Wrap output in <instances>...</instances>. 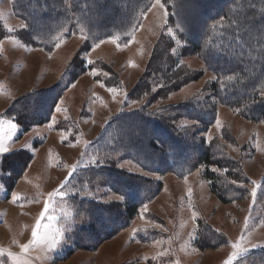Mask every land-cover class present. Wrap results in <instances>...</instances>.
Segmentation results:
<instances>
[{"label":"rangeland","instance_id":"1","mask_svg":"<svg viewBox=\"0 0 264 264\" xmlns=\"http://www.w3.org/2000/svg\"><path fill=\"white\" fill-rule=\"evenodd\" d=\"M183 1L151 0L110 36L53 1L64 23L38 36L0 0V119L17 125L0 153V264H14L9 252L28 264H224L241 237L249 251L234 264H264V82L254 102L231 104L229 77L187 36L185 20L204 14ZM154 136L187 150L157 168ZM124 176L143 189L136 207ZM45 224L56 245L30 244Z\"/></svg>","mask_w":264,"mask_h":264},{"label":"trees","instance_id":"2","mask_svg":"<svg viewBox=\"0 0 264 264\" xmlns=\"http://www.w3.org/2000/svg\"><path fill=\"white\" fill-rule=\"evenodd\" d=\"M53 1L58 4L60 2V0H14L13 5L19 16L26 22L32 21L35 24L30 28L35 30L38 36H45L49 33L50 26L57 22L56 28L64 23L57 15L62 14L61 11L56 12L55 8L50 10ZM70 1L73 3L72 9L76 13L74 17L77 22L92 34L100 36H110L118 31L130 29L151 2V0ZM184 2L189 8L186 9L187 12L192 8L195 15L204 14V22L199 19L197 25L191 26V21L185 18L187 36L195 49L205 47L208 52L207 61L212 65V70L221 76L229 77L232 92L224 91L228 101L233 105L254 102V95L264 82V0H184ZM35 16L37 20H34ZM213 21L218 24L210 27L209 24ZM192 34L198 37L197 42L192 39ZM219 88L228 87L222 82ZM15 104L17 105L18 102ZM202 112L198 113L200 119L209 121L208 114L203 110ZM254 112L255 116L264 117V103L257 104ZM143 121L153 129L164 130L168 134L169 141L176 135L157 118L148 117ZM154 139L166 149L164 153L146 155L153 157L152 160L157 164L155 166L157 168H163L168 159L175 158L180 152L187 150L185 146L179 145V142H175L173 148L167 149L169 141L159 136H154ZM190 156L188 152L187 158ZM119 185L128 194L133 207L138 206V192L143 194L142 187L125 176L124 179L119 180Z\"/></svg>","mask_w":264,"mask_h":264},{"label":"snow or ice","instance_id":"3","mask_svg":"<svg viewBox=\"0 0 264 264\" xmlns=\"http://www.w3.org/2000/svg\"><path fill=\"white\" fill-rule=\"evenodd\" d=\"M157 4H159V0H157ZM161 7H163L162 5H160ZM115 42V41H113ZM111 91V90H110ZM59 111V108L57 109ZM5 125H7V128H5ZM217 125L219 126V121H217ZM17 130V125L11 121H5L3 119H0V153H5L6 151H8V149H6L4 147V141L5 139H10L11 135L15 133V131ZM57 194H62L59 192V190H57L54 193H50L49 195H57ZM253 197H255L256 195V189H253L252 192ZM116 199L118 200H122V197H117ZM48 208V204L45 203V210L44 212L47 211ZM44 212H42L40 215L43 216ZM55 219V217H49V220H53ZM37 229L40 228V224L39 222L37 223ZM44 231L42 233H39L37 230H33L32 232V237L34 238L33 241L30 242L31 243H38L41 241L47 242L49 243L50 247H54L56 245V238L55 236L51 235V225L50 224H45L43 225ZM243 240V237L240 238V241L233 243L232 247L234 249V251H232V253L228 256L227 260L224 262V264H234V261H237V259L239 257H241L244 253L248 252L249 249L248 248H243L241 246V241ZM259 245H252V247H258ZM25 249H27V247H29V245H25L23 246ZM5 250L4 249H0V254H2ZM9 256L13 257L14 260V264H28V262L25 261H21L20 259L16 258L11 252L8 253Z\"/></svg>","mask_w":264,"mask_h":264}]
</instances>
